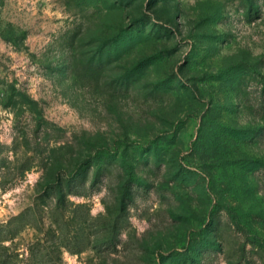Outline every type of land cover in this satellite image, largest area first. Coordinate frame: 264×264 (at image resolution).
I'll return each instance as SVG.
<instances>
[{"label": "rangeland", "instance_id": "1", "mask_svg": "<svg viewBox=\"0 0 264 264\" xmlns=\"http://www.w3.org/2000/svg\"><path fill=\"white\" fill-rule=\"evenodd\" d=\"M0 264H264V0H0Z\"/></svg>", "mask_w": 264, "mask_h": 264}, {"label": "trees", "instance_id": "2", "mask_svg": "<svg viewBox=\"0 0 264 264\" xmlns=\"http://www.w3.org/2000/svg\"><path fill=\"white\" fill-rule=\"evenodd\" d=\"M59 189H60V186L58 184V186L55 188V191H57L58 192V195L61 196V191ZM129 189H130V187L128 185H125L123 187V196H122L121 199H123V200L128 199V197L130 195Z\"/></svg>", "mask_w": 264, "mask_h": 264}]
</instances>
